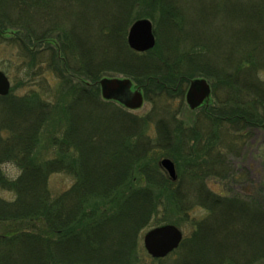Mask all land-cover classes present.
<instances>
[{
    "label": "trees",
    "instance_id": "obj_1",
    "mask_svg": "<svg viewBox=\"0 0 264 264\" xmlns=\"http://www.w3.org/2000/svg\"><path fill=\"white\" fill-rule=\"evenodd\" d=\"M177 1L184 3L0 0V43L16 47L20 59L16 73L2 69L14 84L0 96V188L14 197L0 198V264H128L160 206L185 216L193 202L208 214L193 222L166 264H264L261 196L214 193L201 167L173 181L158 165L194 139L185 165L205 152L212 169L213 157L227 167L222 148L235 143L231 133L264 124V0H186L189 19L176 13ZM150 3L159 6L162 28L154 30L153 48L137 52L127 45V28L149 15L134 9ZM46 69L55 86L39 88L51 100L13 92ZM114 73L141 87L153 112L161 111L156 142L145 134L143 117L102 98L97 81ZM195 77L209 80L214 101L201 106L189 129L173 126L169 102L182 98ZM207 142L217 148L205 149ZM7 162L18 168L16 177L4 174ZM60 171L74 182L53 197L47 179ZM93 194L107 198L94 216L85 209Z\"/></svg>",
    "mask_w": 264,
    "mask_h": 264
},
{
    "label": "rangeland",
    "instance_id": "obj_2",
    "mask_svg": "<svg viewBox=\"0 0 264 264\" xmlns=\"http://www.w3.org/2000/svg\"><path fill=\"white\" fill-rule=\"evenodd\" d=\"M201 2H204V0H201ZM190 2L184 0V3L177 1V7L179 10H175L176 13H178L179 16H186V19H189L192 16L191 9L188 7V5H192ZM146 7V8H143ZM159 6L158 4L150 3L149 5H139L134 9V15H143L144 13H148L149 15L146 16L151 22L153 26V32L154 30H159V14L160 10H158ZM157 9V10H156ZM186 10V13L181 12ZM133 14V13H132ZM142 18V16L140 17ZM129 27V26H128ZM160 28H162V25H160ZM128 29V28H127ZM164 31V30H162ZM155 36V34H154ZM157 39H159V34L155 36V43H157ZM16 54H18V50L16 47L6 44V43H0V68L3 70H6V68L10 71H14L13 73H16V65L19 63V58L16 57ZM20 74H18L19 78ZM112 76H118V77H125L121 74H115ZM259 76L264 78V72H259ZM14 77L11 75V85L14 84ZM17 78V77H16ZM74 78V77H73ZM204 78V77H203ZM206 79V78H205ZM210 85V82L208 79H206ZM45 83L43 86H46L48 88H53L56 83V79L52 75V72L48 69H46L41 78L37 82H30L29 85L23 86V87H13V92L17 95H25L28 90L36 92L38 94L41 93L40 84ZM187 83L185 86V91L182 96V98L175 97L169 102V109L170 114L173 113L175 117V121L173 122V126L175 125H181L185 126L188 129L193 126V123H195V119L197 117V114L199 113L198 108H190L185 101V93L188 88ZM45 88V87H43ZM211 88V86H210ZM141 91L142 88L140 87ZM143 93V92H142ZM44 99H48L43 93H41ZM41 98V97H40ZM214 101V98L212 97V92H210V98L208 100V103L211 101ZM129 112L143 117V119L146 120V125L144 126L145 134H147L154 142L158 140V130L156 127L158 117L155 113L158 111V107L152 110V105L149 101H147L143 95V103L140 107L134 108V109H127ZM159 112H161L159 110ZM161 114V113H159ZM172 126V127H173ZM177 131V130H176ZM232 132V131H231ZM235 137V143L232 145V147H227L226 149H223V154H225V161L228 162L227 167L218 166L215 160H213L212 156L207 155L208 158H212L214 169H212V166H208L207 160L205 158L204 153L202 152L201 158L199 161L195 159V153L191 155V158L193 160L190 161V165H185L186 160H189L190 155H188L190 146L192 147V150L195 146L194 139L188 140L185 147L181 146L178 147L177 145L174 146L172 150V157L170 156H161L158 159V165L159 160L161 158H169L173 161L175 166V173H176V179L180 174H187L188 176L192 174L193 171H196L198 174V167H201V171L204 170V173L207 171H211L207 173L206 175H202L201 171L199 170V176L202 177V181L206 185V187L217 194H228L231 195L234 192L241 194L243 196L247 195H253L261 196L262 201L264 200V124H259L258 126L252 127L251 129H241L238 131H233L231 133ZM205 137V136H204ZM201 139V143H205L208 140V137ZM207 139V140H206ZM213 147L217 148L216 143H211ZM209 142L206 143L205 149L209 148L211 145ZM168 150V149H167ZM215 151V150H214ZM214 151L212 155L214 154ZM40 154V151H39ZM222 154V153H221ZM198 156V155H197ZM210 158V160H211ZM226 162V163H227ZM199 163L201 165H199ZM221 165V163H219ZM161 167V166H160ZM224 168V170H223ZM1 169L3 170L4 174L8 177H16L19 173L18 168L13 165L12 163H3L1 164ZM161 170L167 175V171L161 167ZM225 170L230 173L226 175ZM231 171V172H229ZM168 176V175H167ZM136 178V175L133 177V179ZM233 179H236V182L233 181ZM192 181V180H191ZM74 182V176L71 175L69 172H54L50 173L47 179V186L51 193V195L54 197L58 195L59 193L67 190L72 183ZM14 197V193L12 191H8L5 189L0 188V198L6 199V200H12ZM252 197V196H251ZM244 198V197H243ZM254 198V197H253ZM260 198V199H261ZM107 198H103L100 196H90L86 203H85V209L87 211H91V214L93 216L97 213H99L105 204ZM192 205V204H191ZM175 210L168 208V206H160V209L158 208V212L155 215V220L151 221L152 226L144 227L142 230H140L138 234L137 244L133 250L132 257L130 258V261L128 264H166L169 262H172V260L176 257L175 253L168 254L162 258H154L150 256L142 242V236L143 234L151 227L159 223L158 221L161 218H164L161 224L164 223H171L167 222V220H171L174 222L180 223V225H176L182 234L183 238H187L190 236V234L193 232L195 225L193 222L196 220L205 217L208 213L204 208H201L197 204H194L186 211L187 215L183 216L184 213L180 212H174ZM185 213V214H186ZM158 224V225H161ZM173 224V223H171ZM160 259V260H159Z\"/></svg>",
    "mask_w": 264,
    "mask_h": 264
},
{
    "label": "water",
    "instance_id": "obj_3",
    "mask_svg": "<svg viewBox=\"0 0 264 264\" xmlns=\"http://www.w3.org/2000/svg\"><path fill=\"white\" fill-rule=\"evenodd\" d=\"M126 42L129 48L137 52L147 51L155 45V36L151 21L146 18L135 19L128 27ZM100 94L106 100H114L127 109L138 108L143 103V93L140 87H135L127 77L104 76L97 81ZM185 93L186 104L190 108H198L207 104L210 98V85L203 77L189 80ZM10 80L0 69V96L8 94ZM159 164L167 172L171 180H176L175 166L171 159L161 158ZM183 234L174 224H162L149 228L142 236L146 252L154 257L161 258L176 249Z\"/></svg>",
    "mask_w": 264,
    "mask_h": 264
}]
</instances>
